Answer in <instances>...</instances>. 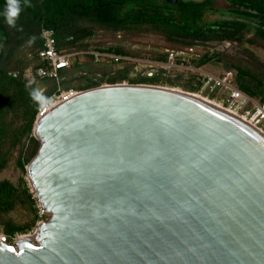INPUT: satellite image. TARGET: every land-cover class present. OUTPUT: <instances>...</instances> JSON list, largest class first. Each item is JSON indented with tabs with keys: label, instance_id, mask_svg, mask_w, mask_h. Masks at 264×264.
<instances>
[{
	"label": "water",
	"instance_id": "obj_1",
	"mask_svg": "<svg viewBox=\"0 0 264 264\" xmlns=\"http://www.w3.org/2000/svg\"><path fill=\"white\" fill-rule=\"evenodd\" d=\"M32 136L27 185L49 218L33 241L0 242V264H264V137L239 117L109 85L60 104Z\"/></svg>",
	"mask_w": 264,
	"mask_h": 264
},
{
	"label": "trees",
	"instance_id": "obj_2",
	"mask_svg": "<svg viewBox=\"0 0 264 264\" xmlns=\"http://www.w3.org/2000/svg\"><path fill=\"white\" fill-rule=\"evenodd\" d=\"M223 1L229 6L228 12L232 19L208 21L207 17L214 12L212 0H203L200 3L178 0L174 5L152 6L149 13L134 10V7H140L138 4L128 5L129 10L121 20L99 21L103 27L119 35L149 29L162 35L167 43L175 46L174 49L154 51L149 56H142L123 46L91 49L86 44L94 37L90 33L84 35L79 32L73 37H68L65 33L57 34L56 29H65L68 22H56L49 15L54 0H19L22 11L16 20V26L11 27L6 23L5 17L8 0H0V174L11 166L18 169L21 174L16 183L0 181V228L8 240L15 235L28 232L37 220L49 218L45 214L38 215V203L27 185L25 172L39 146L38 141L32 136L37 109L56 90L53 81L44 80L42 81L44 86L48 82L49 88L41 94L43 100L35 101L31 95L38 91L29 85L28 74H33L37 69L44 67L38 57L42 50L41 31L43 29L52 31L55 48L59 53L65 51L68 53L74 48L73 50L78 52L158 63L166 62L169 51L185 54L195 47H200L202 52L194 55L188 62L182 63L183 66L199 70L213 60L224 62L226 69L233 72L231 85L257 104H264L263 69L250 65L249 57L222 60L218 53H214L212 48L205 45L209 42L225 41L238 42L241 45L245 34L264 41V0ZM70 38L71 43H68ZM92 54L83 62L79 59L73 60L71 68L66 69L76 73L84 67L97 66ZM175 64L179 65L181 61L176 60ZM129 66H126L127 70ZM62 71L58 76L62 90L73 89L67 85V74ZM159 72L151 79H138L131 81L130 84L158 86L163 83L174 86L182 82L181 87L189 93H198L201 88L202 83L195 73L189 72L188 75L176 73L175 79H163L162 74L165 71ZM125 79L123 75L110 76L105 79V83L114 85L122 83ZM98 86L97 84L82 87L80 91Z\"/></svg>",
	"mask_w": 264,
	"mask_h": 264
},
{
	"label": "built area",
	"instance_id": "obj_3",
	"mask_svg": "<svg viewBox=\"0 0 264 264\" xmlns=\"http://www.w3.org/2000/svg\"><path fill=\"white\" fill-rule=\"evenodd\" d=\"M42 50L39 52L38 57L43 62L44 67L37 69L33 74H28L29 85L34 86L40 94L45 92V86L42 81L51 80L56 85V90L51 93L38 107L34 124L49 112L54 110L62 103L69 101L76 97L80 91L74 89L62 90L59 84V72L69 66L70 55L66 52H57L55 48V40L52 31L43 29L41 31ZM197 53L190 50L187 53H180L169 51L167 52L166 62H148L137 61L139 66L163 70L169 73L171 70H186L191 73L197 74L202 85L198 91V95H204V99L209 100V95L217 93L219 98L214 99L217 105L221 106L229 114L239 117L248 126L264 135V104H257L252 98L245 95L238 89L231 85L233 72L231 69H225L220 76L210 75L201 69L194 70L189 67L184 68L182 63L188 62ZM95 61L101 58L99 54H92ZM181 61V64L176 65L175 61ZM114 85L128 86L134 85L127 82H122ZM109 86L107 83H102L95 88H103ZM197 95V94H196ZM39 216L44 212L38 204ZM43 222V221H41ZM39 222L37 226L41 223ZM36 226V227H37ZM35 234V232H34ZM22 236L15 235L11 239L6 236L0 235V242L3 244L14 246ZM13 244V245H12Z\"/></svg>",
	"mask_w": 264,
	"mask_h": 264
},
{
	"label": "flooded vegetation",
	"instance_id": "obj_4",
	"mask_svg": "<svg viewBox=\"0 0 264 264\" xmlns=\"http://www.w3.org/2000/svg\"><path fill=\"white\" fill-rule=\"evenodd\" d=\"M170 1L171 0H54L49 9V15L52 16L56 22H68L65 29H56L57 34L65 33L66 36L73 37L75 34L81 32L84 35H88L90 33L91 36H93L96 28H99L98 33L113 32L99 24V21L121 20L124 14L129 10L128 5L138 4L140 7H134V10L149 13L152 6L162 7L174 5L178 0L175 2ZM141 6L144 8L143 10ZM162 11H164V9ZM44 12L45 11H43V14L46 15ZM79 28L81 29L79 30ZM68 43H71V38ZM215 43H217L218 46L210 48L213 49L214 53H218L221 58H243V55L238 52L241 50V46L238 42L225 41L223 43ZM224 44H227L228 48L220 49L221 51L218 52L217 48ZM73 49L74 48H71L68 52L71 57L67 69L71 68V62L73 60H82V58L83 60H86L87 56L92 54L90 52L74 51ZM99 55H101V58L95 61L97 65L99 64V67L88 66L84 67L83 70L76 72L74 77L71 79L73 84L81 87L93 86L97 84L100 85L105 83V79H107V77H119L120 75L126 77L123 82L130 83L131 81H137L138 79L143 78L151 79L160 73L158 69L143 67L137 64V61L147 60L118 57L106 54ZM126 66H129L128 70ZM162 76L163 79L176 78V74L166 72L162 74Z\"/></svg>",
	"mask_w": 264,
	"mask_h": 264
},
{
	"label": "rangeland",
	"instance_id": "obj_5",
	"mask_svg": "<svg viewBox=\"0 0 264 264\" xmlns=\"http://www.w3.org/2000/svg\"><path fill=\"white\" fill-rule=\"evenodd\" d=\"M181 1L191 2V3H200L203 0H181ZM212 9L214 10V12L209 14V16L207 17L208 21H217L220 19L229 20L233 18L231 14L228 12L229 6L223 0H212ZM98 30L99 28H96L94 31L93 39L86 42V44H88L91 49L92 48L106 49L109 47L123 46V47L128 48L129 50H132L135 53H138L139 55L149 56L154 51H164V50L174 49L175 47L167 43L162 35H159L158 33L153 32L152 30H149V29H146V30L141 29L140 31L124 33L122 35L121 34L119 35L113 32L98 33ZM240 46H241V50H239L238 52L243 55V58L249 57L251 61L250 65L260 67L264 71V41L258 38H252L250 34H245L241 41ZM193 51L196 53H200L202 52V49L199 47H195L193 48ZM222 60H225V58L223 57ZM80 61L83 62L86 60H83L82 58V60ZM184 68H187V67L184 66ZM226 68L227 67L225 66L224 62H217L213 60L208 65H205L203 68H201V70L213 76H220ZM169 73L171 74L182 73L183 75H188L189 72L182 69V70H171ZM181 85H182V82H179L174 86L162 83L154 87L169 89L172 91L190 94L194 96L197 94L196 96H199L198 93H189L188 91L184 90L181 87ZM199 97L205 98L204 95H200ZM208 98H209L208 100L209 102L216 104L215 102H213V100L214 99L217 100L219 98V95L215 93V94L209 95ZM20 176L21 174L19 170L16 169L14 166H11L0 174V181L7 180L12 183H16ZM26 181H27V176H26ZM37 209H38V206H37ZM38 215H39V210H38ZM45 215L49 217V215L47 214ZM47 219L48 218L37 220L35 225L28 232H26L25 234H19L17 236L19 237L20 236H33L36 230L37 224L41 221H46ZM0 235H4L2 233L1 228H0Z\"/></svg>",
	"mask_w": 264,
	"mask_h": 264
},
{
	"label": "clouds",
	"instance_id": "obj_6",
	"mask_svg": "<svg viewBox=\"0 0 264 264\" xmlns=\"http://www.w3.org/2000/svg\"><path fill=\"white\" fill-rule=\"evenodd\" d=\"M21 11L22 9L19 4V0H8V7L5 12L6 23L11 27H15L16 20L18 19ZM31 95L35 101L43 100V97L39 92H33Z\"/></svg>",
	"mask_w": 264,
	"mask_h": 264
},
{
	"label": "crops",
	"instance_id": "obj_7",
	"mask_svg": "<svg viewBox=\"0 0 264 264\" xmlns=\"http://www.w3.org/2000/svg\"><path fill=\"white\" fill-rule=\"evenodd\" d=\"M79 60H81V59H79ZM62 72H65L67 74V77H66V83H67V85L71 86L76 91H80L82 87L73 84L72 83V80H71L74 77L75 72L74 71H68L67 69H65V71H62ZM68 79H70V80H68ZM52 85H53V83H52ZM47 88H49L48 82L46 83V86H45V89H47ZM53 88L55 89L54 85H53ZM60 88L62 89L61 85H60Z\"/></svg>",
	"mask_w": 264,
	"mask_h": 264
},
{
	"label": "bare ground",
	"instance_id": "obj_8",
	"mask_svg": "<svg viewBox=\"0 0 264 264\" xmlns=\"http://www.w3.org/2000/svg\"><path fill=\"white\" fill-rule=\"evenodd\" d=\"M176 92V91H175ZM178 93H181V92H178ZM185 94V93H184ZM186 95H188V96H190V97H194V98H197V99H200V100H203V101H205V102H207V103H209V104H211V105H213L214 107H216V108H218L219 110H221V111H223V112H226V113H228L226 110H224L221 106H219V105H216V104H213L212 102H209L208 100H206V99H204V98H202V97H199V96H194V95H190V94H186ZM243 121V120H242ZM244 122V121H243ZM245 123V122H244ZM245 124H247V123H245ZM250 127V126H249ZM251 128V127H250ZM251 129H253V128H251ZM254 130V129H253ZM254 131H256V130H254ZM257 133H259L261 136H263L264 137V135L263 134H261L260 132H258V131H256ZM23 238H29L31 241H33L34 240V235L33 236H22L20 239H23Z\"/></svg>",
	"mask_w": 264,
	"mask_h": 264
}]
</instances>
